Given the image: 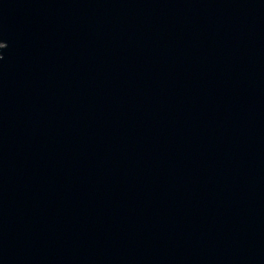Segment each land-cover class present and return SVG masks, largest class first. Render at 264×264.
<instances>
[{
    "label": "water",
    "instance_id": "1",
    "mask_svg": "<svg viewBox=\"0 0 264 264\" xmlns=\"http://www.w3.org/2000/svg\"><path fill=\"white\" fill-rule=\"evenodd\" d=\"M0 264H264V0H0Z\"/></svg>",
    "mask_w": 264,
    "mask_h": 264
}]
</instances>
